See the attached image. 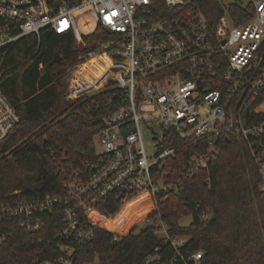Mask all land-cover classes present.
<instances>
[{
	"label": "built area",
	"instance_id": "1",
	"mask_svg": "<svg viewBox=\"0 0 264 264\" xmlns=\"http://www.w3.org/2000/svg\"><path fill=\"white\" fill-rule=\"evenodd\" d=\"M157 1L0 0V49L23 36L39 40L43 31L69 35L82 45L98 26L118 35L117 40L98 42L94 52L81 58L83 66L104 55L108 64L97 76L79 72L69 97L105 88L121 93L120 105L100 118L96 136L101 151L95 150L92 160L80 167L65 165L58 172L60 193L0 205V247L11 237L5 221L35 234L43 228L44 217L59 209L62 226L53 239L60 255L39 264H74L94 230L109 232L105 222L118 214L106 216L97 210L101 203L113 199L123 207L145 197L151 213L166 194L178 192L179 180H169L163 170L177 152L169 143L178 140L188 141L193 149L189 166L206 168L219 154L220 136L234 135L256 166L264 197V0H232L249 7L248 20L237 25L227 14L230 3L223 7L218 0L223 14L214 27L193 0H161V9ZM84 9L89 11L82 16L83 35L75 13ZM18 123L15 108L0 91V144ZM145 132L154 136V155L147 154ZM149 213L140 224L163 229L173 247L185 244V239L167 236L159 220L148 221ZM209 218L210 213L200 215L201 222ZM201 254L190 257L194 264Z\"/></svg>",
	"mask_w": 264,
	"mask_h": 264
},
{
	"label": "trees",
	"instance_id": "2",
	"mask_svg": "<svg viewBox=\"0 0 264 264\" xmlns=\"http://www.w3.org/2000/svg\"><path fill=\"white\" fill-rule=\"evenodd\" d=\"M157 3L159 9L163 8L161 0ZM192 3L213 27L223 14L218 0ZM227 14L235 25L241 24L249 18V7L234 1L228 5ZM1 24L4 21L0 19ZM117 39L118 35L98 26L84 37V45L69 35L43 31L39 40L35 35L23 36L0 49V91L19 116V123L0 144V162L8 156L17 162L36 156L40 165L39 186L0 196V205L58 194L62 190L58 172L65 165L77 168L92 160L93 138L101 130L100 118L120 105L121 93L105 88L67 100V82L84 62L81 58L94 52L98 42ZM92 65L96 66L95 60L84 69ZM169 145L177 152L163 170L169 180H179V190L166 194L147 219L159 220L167 236L185 239V244L173 247L157 235L152 225L122 237L95 229L92 240L78 250L74 264H194L190 257L199 251L198 264H264V197L258 189L256 166L242 142L231 134L220 136L219 154L206 168L189 166L193 149H189L188 141ZM121 207L110 199L97 210L114 216ZM203 212L210 213L205 222L200 220ZM186 216H192V223L181 227L179 222ZM116 220L106 222L105 228L125 232L126 217L119 223ZM5 224L11 237L0 247V264H39L59 257L53 239L62 226L59 209L44 217L43 228L35 234L23 233L14 221Z\"/></svg>",
	"mask_w": 264,
	"mask_h": 264
},
{
	"label": "rangeland",
	"instance_id": "3",
	"mask_svg": "<svg viewBox=\"0 0 264 264\" xmlns=\"http://www.w3.org/2000/svg\"><path fill=\"white\" fill-rule=\"evenodd\" d=\"M232 0H221L220 4L223 7H226L227 4L231 3ZM89 9H84L82 11H79L75 13V18H76V24L79 27V32L82 33L83 35L86 34L82 31L81 29V22L84 20L82 17L84 13L88 12ZM89 33V32H87ZM103 58H106L104 55H101L96 58L88 60L85 64H79L76 69L71 73L70 78L68 79L67 82V100H75V99H70L69 97V88L72 83L73 78L79 73L82 72L83 74L90 75L91 76H97L101 72V68H106V62L104 61ZM91 60H95L96 66H88L87 70L84 69L85 65L88 64ZM107 60V58H106ZM108 61V60H107ZM41 74H43V71H41ZM77 99V98H76ZM151 129L154 131L155 134L159 135L160 130L159 128H152ZM154 138L153 134L150 132H145L144 133V143H145V148L147 151L148 155H154L155 150L153 148L154 143L152 139ZM93 143L95 146L96 152L101 151V147L97 143V136L93 138ZM39 161L36 156H30L28 161H20L17 162L15 159L11 157H6L4 160L0 162V196H7L11 194H15L20 192L19 190H24V189H31L33 186H39L38 182V176H39ZM144 206H148L149 210L147 211L148 213L152 210L149 206V203L143 204ZM143 209L139 205H129L122 207V209L118 212V217L116 216V221L119 223L120 221L124 220V226L126 227L125 232L118 233L116 231H109L111 233H115L119 236H125L126 234L132 232H138L139 230L143 229L146 227V223L140 224L141 220L144 218ZM120 213V214H119ZM144 214V215H143ZM130 215V216H129ZM130 218H129V217ZM115 219V217L113 218ZM112 219V220H113ZM117 223V225H118ZM192 223V216H186L181 218L179 225L181 227H188ZM158 225H160L158 223ZM134 226V227H133ZM116 229V226H115ZM156 233L159 237H164V230L160 228H156Z\"/></svg>",
	"mask_w": 264,
	"mask_h": 264
},
{
	"label": "bare ground",
	"instance_id": "4",
	"mask_svg": "<svg viewBox=\"0 0 264 264\" xmlns=\"http://www.w3.org/2000/svg\"><path fill=\"white\" fill-rule=\"evenodd\" d=\"M97 59H98V57H97ZM104 59V61L106 62V64H108V61L105 59V58H103ZM103 69L101 68V71H102ZM145 197H139V198H137V199H134V200H132V201H130L129 203H127L125 206H131V205H139V206H141L142 208H144L143 209V212H144V214L149 210V208H148V206L146 207V206H144L143 204H144V202H145ZM125 206H123V207H125ZM143 214V215H144ZM99 219V218H98ZM110 221V220H109ZM109 221H106V222H109ZM105 222V223H106Z\"/></svg>",
	"mask_w": 264,
	"mask_h": 264
},
{
	"label": "crops",
	"instance_id": "5",
	"mask_svg": "<svg viewBox=\"0 0 264 264\" xmlns=\"http://www.w3.org/2000/svg\"><path fill=\"white\" fill-rule=\"evenodd\" d=\"M106 59V58H105Z\"/></svg>",
	"mask_w": 264,
	"mask_h": 264
}]
</instances>
